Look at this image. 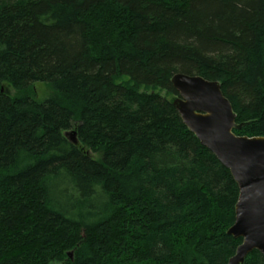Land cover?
<instances>
[{
  "label": "trees",
  "instance_id": "trees-1",
  "mask_svg": "<svg viewBox=\"0 0 264 264\" xmlns=\"http://www.w3.org/2000/svg\"><path fill=\"white\" fill-rule=\"evenodd\" d=\"M177 74L264 138V0H0V264H228L240 190Z\"/></svg>",
  "mask_w": 264,
  "mask_h": 264
},
{
  "label": "water",
  "instance_id": "water-1",
  "mask_svg": "<svg viewBox=\"0 0 264 264\" xmlns=\"http://www.w3.org/2000/svg\"><path fill=\"white\" fill-rule=\"evenodd\" d=\"M171 83L178 93L172 104L183 123L230 171L240 190L228 235L243 242L228 264H244L253 251L264 256V138L235 135L244 125L237 124L233 106L218 82L177 74ZM65 135L78 145L75 131Z\"/></svg>",
  "mask_w": 264,
  "mask_h": 264
},
{
  "label": "rangeland",
  "instance_id": "rangeland-1",
  "mask_svg": "<svg viewBox=\"0 0 264 264\" xmlns=\"http://www.w3.org/2000/svg\"><path fill=\"white\" fill-rule=\"evenodd\" d=\"M34 90L36 92V100L40 103L48 99L52 92L48 84H42V83L35 84ZM10 94L14 96L16 92L11 89ZM168 98L169 100H171V102H174L177 100V96H170Z\"/></svg>",
  "mask_w": 264,
  "mask_h": 264
}]
</instances>
